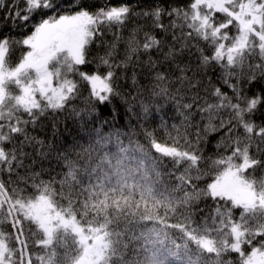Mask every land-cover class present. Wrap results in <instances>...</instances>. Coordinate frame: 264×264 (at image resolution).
Wrapping results in <instances>:
<instances>
[{
	"label": "snow or ice",
	"instance_id": "6c2138e0",
	"mask_svg": "<svg viewBox=\"0 0 264 264\" xmlns=\"http://www.w3.org/2000/svg\"><path fill=\"white\" fill-rule=\"evenodd\" d=\"M0 12V264H264V0Z\"/></svg>",
	"mask_w": 264,
	"mask_h": 264
},
{
	"label": "trees",
	"instance_id": "16d2710c",
	"mask_svg": "<svg viewBox=\"0 0 264 264\" xmlns=\"http://www.w3.org/2000/svg\"><path fill=\"white\" fill-rule=\"evenodd\" d=\"M92 2L100 4V3H104L105 0H92ZM107 2L110 3L113 6H116V5H119L120 3H122L123 0H107ZM127 2L132 3L134 6L137 7V10H139L140 6H143L145 8L149 7L153 3V0H127ZM177 2L178 3H183V0H177ZM3 17H4V13L0 12V32H5V34H7V35L15 36L16 35V31L15 30L8 31L9 24L4 21ZM85 70H90V69H89L88 66H85ZM84 95L87 96V89L86 88L84 89ZM80 106H82V105H80ZM122 123H123V121L118 122L117 126L119 127V125L122 124ZM75 127L76 126L73 123H71V122L68 123L66 131L62 127L61 128V132H62L61 139L62 140H66L68 143H71L73 137H75L77 135V133L75 131ZM125 131H126V129H125ZM133 139L134 140L135 139H139L141 144H145V141H144V139L142 137H134ZM124 143L127 144V140L126 139L124 140ZM145 146H146V144H145ZM57 170L58 171L61 170L59 168V166L57 167ZM212 175L214 176L215 173H213ZM44 179H47V176H45ZM208 179H210V178L206 177L205 181H202L200 186L203 187L205 182ZM207 203L208 204H212L213 202L211 200H209V201H207ZM239 215H240V210L236 209L235 212H234V216L239 217ZM149 226H151V222H149ZM172 238L176 239V242L178 244L182 243L181 239L179 238V234L173 235ZM190 247H192L195 250V246L194 245L190 244ZM232 258L235 259V255L234 254H233Z\"/></svg>",
	"mask_w": 264,
	"mask_h": 264
}]
</instances>
